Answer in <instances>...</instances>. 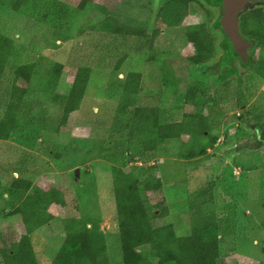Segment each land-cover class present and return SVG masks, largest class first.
Instances as JSON below:
<instances>
[{"label":"rangeland","instance_id":"obj_1","mask_svg":"<svg viewBox=\"0 0 264 264\" xmlns=\"http://www.w3.org/2000/svg\"><path fill=\"white\" fill-rule=\"evenodd\" d=\"M15 1L0 0V32L14 44L0 81V168L11 166L13 177L27 176L32 181L47 175L72 183L80 213L101 218L99 228L105 234L111 264H121L111 168H122L126 155L125 167H154L161 179V190L150 194L149 200L163 202L167 208L166 217L153 221L166 264H191L189 208L194 203L188 195L213 184L222 246L232 250L221 259L222 264L264 262V47L253 46L247 54L254 63L242 68L235 62L237 74L217 84L214 76L203 72L204 67L191 69L187 50L180 55L163 53L148 61L150 53L142 40L115 36L112 21L109 28L97 25L111 16L126 25H144L150 34L162 0H92L83 10L76 7L77 0H34L14 11ZM256 7L264 10L263 4ZM212 13L215 19L218 12ZM125 53L129 58L115 71L117 59ZM89 62L93 71L83 101L60 126L61 113L53 97L69 83L73 68ZM55 64L64 68L63 85L53 71ZM20 71L28 76L23 87L13 83ZM128 71L141 74L137 85L125 82ZM195 80L207 86L203 128L218 134L208 149V160L187 170V162L178 157L179 141L163 137L170 124L163 119L157 150L144 152L139 137L127 141V119L137 105L157 100L162 110L171 112ZM242 95L245 98L239 107ZM23 196L0 186V219ZM12 228L24 232L20 223H13ZM58 228L54 220L32 236L41 259L52 257ZM84 249L83 245L76 248L75 254Z\"/></svg>","mask_w":264,"mask_h":264},{"label":"trees","instance_id":"obj_2","mask_svg":"<svg viewBox=\"0 0 264 264\" xmlns=\"http://www.w3.org/2000/svg\"><path fill=\"white\" fill-rule=\"evenodd\" d=\"M31 1L34 2L16 0L13 10L18 11ZM91 3L92 0H77L76 7L83 10L92 5ZM110 21L114 23L111 32L115 36L143 41L142 45H145L150 53L147 55L148 61L156 60V57L163 53L180 55L187 50L185 58L191 69L204 67L203 72L214 76V82L217 84H222L228 77L237 74L235 62L242 68L254 63L252 57L248 56L244 64L237 58H233V64H229L227 51L223 48L224 36L219 39L216 32L221 31L217 28L216 20L212 19L208 9L197 7L189 0H168L160 5L155 11L150 34L146 32L144 25H126L111 16L97 25L100 28H109ZM239 28L241 34L254 47H264V10H247L239 19ZM13 45V40L0 32V81L12 55ZM218 50H221L219 56ZM129 55L125 53L117 59L115 71L122 69ZM63 69L62 64H55L53 67L62 85ZM92 69V62L73 68L69 83L64 84L62 90L53 97L61 113L60 126L65 125L69 115L79 109ZM140 79V73H125V82L128 84L137 85ZM27 80L28 76L24 71L13 77V83L20 87L25 86ZM194 82L196 83L189 84L178 97L170 108L171 112L162 110L157 100L150 104L137 105L127 119V141L139 137L144 152L157 150L159 142L162 141L160 121L163 119L170 122L163 137L179 141L178 157L187 162V170L192 171L198 164L208 160V149L215 145L218 134L203 128L202 113L206 112L207 86L197 80ZM244 98L242 95L239 107L243 105L241 101L243 102ZM189 108L192 110L189 111ZM103 147H106V144ZM70 152L74 153V149ZM127 163L126 155L122 168H111L120 262L166 264L156 239L153 221L166 217L167 208L162 206L163 202L151 203L149 200L150 194L161 190V179L155 173L154 167L127 168ZM6 166L0 168V186L12 194L23 193L24 196L15 208L4 213L0 219V264H111L105 234L99 228L101 218L80 213L72 183L60 182L47 175L38 177L35 181L22 175L13 177L14 170L11 166ZM72 176V180H75L77 175L73 173ZM206 186L207 188H204L202 185L188 195V199L192 198L194 203L191 206L194 208H189L190 263L222 264L221 259L232 250L222 246L223 234L215 216V204L212 199L213 184ZM69 198L72 199V205ZM262 206L264 208V202ZM52 207L55 212H51ZM156 210L159 211L158 214L154 212ZM54 220L59 222V234L55 236L58 244L55 249L50 250L53 254L49 260L41 259L42 256L34 250L32 236ZM13 223L22 224L24 232L15 231L12 228ZM262 226L264 227V220ZM82 245L85 247L84 251L76 255V248Z\"/></svg>","mask_w":264,"mask_h":264},{"label":"water","instance_id":"obj_3","mask_svg":"<svg viewBox=\"0 0 264 264\" xmlns=\"http://www.w3.org/2000/svg\"><path fill=\"white\" fill-rule=\"evenodd\" d=\"M221 6L222 15L216 22L217 28L224 36L223 48L227 51L226 58L229 64H233V58L239 59L242 64L248 57V52L253 44L248 42L241 34L239 28V15L249 9H254L256 5L263 4L264 0H208ZM234 66V65H233ZM78 174V170H75Z\"/></svg>","mask_w":264,"mask_h":264},{"label":"flooded vegetation","instance_id":"obj_4","mask_svg":"<svg viewBox=\"0 0 264 264\" xmlns=\"http://www.w3.org/2000/svg\"><path fill=\"white\" fill-rule=\"evenodd\" d=\"M166 1H168V0H162V1L159 3L158 7H159L160 5H162V4H163L164 2H166ZM189 2L192 3V4H195V6H197V7H201V8L208 9L210 15L212 16V19H214V18H213L212 10L217 11L218 14H217V16H216V18H215L216 22L219 20L220 16L222 15L221 6H220V5H217V4H215V3H210L208 0H189ZM158 7H157V8H158ZM254 9H263V8H260V7H254ZM243 14H244V13H243ZM243 14H240L238 18L240 19V17H241ZM220 33H221V31H220ZM221 34H222V33H221ZM222 36H223V35H222Z\"/></svg>","mask_w":264,"mask_h":264}]
</instances>
